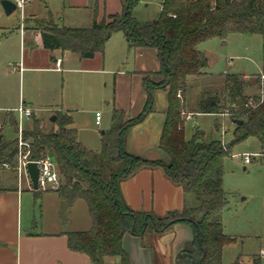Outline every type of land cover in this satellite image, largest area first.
I'll list each match as a JSON object with an SVG mask.
<instances>
[{
	"label": "trees",
	"instance_id": "trees-1",
	"mask_svg": "<svg viewBox=\"0 0 264 264\" xmlns=\"http://www.w3.org/2000/svg\"><path fill=\"white\" fill-rule=\"evenodd\" d=\"M121 1L122 11L101 21L96 6L90 28L50 23L39 32L45 49L77 53L82 59L104 53L107 42L116 33L125 35L130 49H155L160 69L143 75L147 101L142 112L128 119L123 111L114 109L111 127L102 132L99 152L90 151L80 142L69 114L56 112V127L49 131L42 129L33 115L32 128L23 132L30 145V159L39 161L53 155L61 180L60 188L54 191L65 211L77 201L87 204L91 229L69 233L67 240L68 248L87 255L91 264H106L112 258H119L121 264H131L123 247L126 235L143 238L148 229L164 232L177 223L188 225L194 237L177 254L175 264H222L223 249L232 242L222 223V212L227 205L223 190L224 162L234 145L249 138H256L264 153V81H261L264 67L256 80L260 95H245L244 79L239 74L225 75L223 104L216 92L201 94L195 113L219 115L227 111L233 122H242L235 124L234 140L230 144L205 142L200 133L192 141L186 140L183 96L190 78L206 75L208 60L199 50L201 44L213 39L226 41L233 34L264 37V0H162L161 14L146 24L133 16L142 0ZM150 77L158 78L159 83H153ZM158 91H165L168 99L159 144L167 163L144 160L129 154L125 148L128 132L156 111ZM7 120L18 133L17 115L11 112ZM17 153V139L3 140L0 144V193L9 189L3 183L1 172L6 170L2 165L9 164L10 173L15 175ZM143 168H162L168 179L182 188L187 199L182 211L159 218L133 211L125 204L119 185ZM252 263L262 264L260 255L252 257ZM234 264L242 262L238 259Z\"/></svg>",
	"mask_w": 264,
	"mask_h": 264
},
{
	"label": "crops",
	"instance_id": "crops-1",
	"mask_svg": "<svg viewBox=\"0 0 264 264\" xmlns=\"http://www.w3.org/2000/svg\"><path fill=\"white\" fill-rule=\"evenodd\" d=\"M35 1L27 7L25 20H32L33 16L44 13L48 17L51 16L57 26L67 27L55 21L54 14L42 0H40L42 6L33 8ZM119 1V8L108 14L106 8H99L98 21L107 15L120 13L122 1ZM96 6L93 9L83 6L90 11L92 25ZM28 23L23 27L20 25L17 28H0V124L3 126L0 134L3 136L5 126L9 124L7 114L23 105L31 108L42 122L44 113H48L50 118L54 117L53 113L56 112L69 114L73 119V127L78 130L80 142L90 151L99 152L100 150L94 151L81 137L77 127L79 125L72 116V111L78 110L79 105L90 102H100L101 105L105 103L109 115L108 129L112 125L114 109L123 111L128 119L137 117L147 101L142 86L143 75L158 72L160 69L157 51L130 49L125 35L116 33L111 37V39L116 37L115 51L109 46L107 51L105 47L104 53L96 54L92 59H82L77 53L45 49L40 32L30 26L32 22ZM204 55L208 59V67L211 66L213 59ZM59 58L63 59V65L61 70H56L55 62ZM66 61H70L74 67L66 68ZM11 62L15 65L21 64L22 70L14 71L10 67ZM59 73L64 83L68 77L67 85L71 86L75 82L74 91L77 96L68 99L64 92L63 94L59 92ZM69 74L72 76H68ZM25 75L32 78L29 81L33 90L27 92L24 89ZM35 76L39 77V80L36 81L33 78ZM241 76L244 80L249 78L247 75ZM245 87L247 90L259 88L256 82L253 84L244 82L243 91L247 96L250 95ZM257 95L259 94L256 92L253 96ZM155 103L156 111L128 132L125 148L129 154L144 160H161L167 163L168 159L159 145L168 108L167 95H161L158 101L156 96ZM44 107L47 110L43 109ZM47 122L54 123L51 119ZM26 123H30L27 128L24 127L25 119L21 122L23 131L32 128L29 119H26ZM19 124L18 119V128ZM195 127L198 128V125ZM3 183L9 189L0 193V264H91L87 255L71 251L67 240V234L85 232L92 227V219L84 201H77L70 210L65 211L55 191L40 193V223L34 228H24V211L31 204L35 207L34 199L28 193L32 195L36 193L28 189L25 181L20 188L16 178L4 179ZM119 188L122 199L129 208L159 218L171 212L182 211L187 201L182 188L172 183L162 168H143L132 177L121 181ZM176 230L184 231V236L173 252L171 263L175 264L177 254L194 237L191 228L183 223H177L164 232L148 229L143 238L126 235L123 247L130 257L131 264H154L155 259L150 257L149 250L157 253L159 244L164 246V242L176 240V237L173 238ZM145 239L149 240L147 246L144 244ZM116 260L120 262L119 258H112L106 264H114Z\"/></svg>",
	"mask_w": 264,
	"mask_h": 264
},
{
	"label": "rangeland",
	"instance_id": "rangeland-1",
	"mask_svg": "<svg viewBox=\"0 0 264 264\" xmlns=\"http://www.w3.org/2000/svg\"><path fill=\"white\" fill-rule=\"evenodd\" d=\"M1 1L0 28H17L20 26L22 19L19 12L6 16ZM42 2L47 3L55 16V21L73 28H90L92 26V16L90 11L83 8L84 5L89 6L91 9L95 5L100 9L106 8L107 14L115 11L120 6L119 0H42ZM43 3L36 0L33 8H38ZM161 4L162 0H142L134 9L133 16L141 24L150 23L161 14ZM79 5L82 7H75ZM28 22H32L30 26L38 31L49 27L50 23L55 24L44 13L33 16L32 20H25L23 25ZM115 38L113 37L107 42L106 51L109 46L114 51L116 50ZM199 50L211 60L213 59V63L207 67L204 77L189 79L183 100L185 101V113H192L194 116L191 120H185V138L187 141H192L196 133H200L203 134L205 142L221 141L227 145L234 140L236 125L230 117L195 113L198 110L201 94L208 91L216 92L222 99L221 103L223 104L224 77L226 74L247 75L249 78L244 82L249 84L256 82L264 66V37L233 34L226 41L219 39L207 41L199 46ZM109 52H111L110 49ZM67 58L65 60H68ZM65 64L66 68L74 67L70 61H66ZM68 76H72V74ZM33 78L36 81L39 80L37 76ZM30 79L32 78H28L27 75L24 76V89L26 92L33 90L30 86ZM67 79L68 77L66 83H64L62 75L59 73L58 88L60 93L63 94L64 92L65 96L70 99L78 94H75L74 91L75 82L71 86L67 85ZM150 80L153 83H159V79L156 77H150ZM245 88L251 97L256 92L259 95L262 94L260 88H249L248 90L247 87ZM157 93H160L156 95L157 101L161 95H167L165 91H158ZM107 109L105 103L101 105L100 102H90L89 104L79 105L78 110L72 111V116L76 118L79 125L77 127L81 137L88 142L94 151L101 149L100 138L102 132L108 129L109 115ZM97 111L101 113L103 118L100 126L95 123ZM53 114L57 118V114ZM44 119L43 122L38 119L41 128L47 131L51 130L52 126H55V122H47L51 119L48 113H44ZM30 122L32 123L31 119ZM29 125L30 123H26L25 119L24 127L27 128ZM195 125H198V128ZM17 137L18 133L15 129L7 124L3 131V139L8 142L17 139ZM244 155L251 156L252 161L250 164L244 163ZM4 169L6 172H1V174L5 179L16 177V175L10 173L11 169ZM223 190L226 194L227 205L222 212V223L224 233L232 239V242L228 243L223 249L222 264H234L238 259L242 264H253L252 257L258 256L260 251L264 250V155H262L261 144L256 138H249L232 147L231 155L224 162ZM28 194L34 199L35 207L31 204L26 208L23 214V223L24 228H34L35 225L40 223V195ZM183 236L184 231L176 230V234L173 235L176 240L164 242V246L159 244L157 253L149 250L150 257L155 259L157 264H167V262L174 264L171 263L173 252ZM148 242V239L144 240L145 246L148 245ZM114 264L121 263L116 260ZM262 264H264V260H262Z\"/></svg>",
	"mask_w": 264,
	"mask_h": 264
},
{
	"label": "built area",
	"instance_id": "built-area-1",
	"mask_svg": "<svg viewBox=\"0 0 264 264\" xmlns=\"http://www.w3.org/2000/svg\"><path fill=\"white\" fill-rule=\"evenodd\" d=\"M13 3L16 6L17 12H19L22 23L21 26L23 27V23L25 21V15H26V9L29 5H31L34 0H12ZM63 65V59L59 58L55 62V69L56 70H61ZM10 67L14 71H21L22 70V65H15V64H10ZM261 81L263 83L264 81V76H262ZM178 97L181 98V95L179 94ZM19 119V128H18V137H17V142H18V153L16 156V165L14 167L16 179L18 182V186L21 188L23 185V182L25 181L27 184V187L29 190L32 191H40V192H48V191H54L60 188L61 186V180L56 168L55 163L52 162V159L50 156H47L46 158H43L39 161H32L30 159V145L29 142L26 141L23 137V128L21 126V122L24 119H31L32 116L34 115V111L31 108H28L26 106L21 105L19 108H17L14 111ZM224 117H229V113L227 111L222 112L221 114ZM185 120H191L194 116L192 113H184L183 114ZM96 124L98 126L101 125L102 122V115L101 113H96ZM3 129V126L0 124V133ZM264 155V153H262ZM257 157V156H255ZM244 163L245 164H250L252 161L251 156L249 155H244L243 156ZM30 163H36L38 164L39 167V178H38V188L35 190L33 187V183L31 181V178L28 174V165ZM3 168L6 169H12L9 164H3ZM260 257L262 260H264V250L260 251Z\"/></svg>",
	"mask_w": 264,
	"mask_h": 264
},
{
	"label": "water",
	"instance_id": "water-1",
	"mask_svg": "<svg viewBox=\"0 0 264 264\" xmlns=\"http://www.w3.org/2000/svg\"><path fill=\"white\" fill-rule=\"evenodd\" d=\"M1 5H2V7H3L4 11H5V14L7 16L12 15L16 11V6L13 3V1H11V0H2L1 1ZM56 119H57L56 116H54V117L51 118V121L55 122ZM234 124L241 125L242 122L241 121H239V122L235 121ZM2 141H3V136L0 134V144L2 143ZM50 157L52 159V162L55 163V160H54L52 154H50ZM28 174H29V176L31 178V181L33 183V187L36 190L38 188V178H39V167H38V164L30 163L28 165Z\"/></svg>",
	"mask_w": 264,
	"mask_h": 264
}]
</instances>
